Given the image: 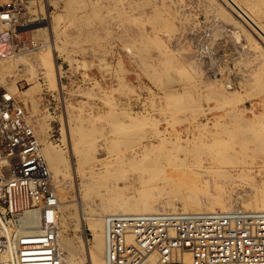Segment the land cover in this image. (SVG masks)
Here are the masks:
<instances>
[{
    "label": "rangeland",
    "instance_id": "374dc122",
    "mask_svg": "<svg viewBox=\"0 0 264 264\" xmlns=\"http://www.w3.org/2000/svg\"><path fill=\"white\" fill-rule=\"evenodd\" d=\"M20 1L26 23L22 27L23 39L38 41L41 47L30 53L21 52L0 58V64L3 63L1 69H4L0 70V84L14 89V94L25 104L42 149L51 144L71 158L66 134L77 126L89 131V136L80 144L81 148L89 151L85 158L89 159V163L84 166V175L77 177L76 182L72 174L60 178L53 176L57 190L64 193V207L59 217L61 230L64 236L77 243L82 242L81 236L89 242L94 241L95 236L88 227L85 226L83 232L79 227L75 228L80 213L75 192L76 183L98 177L95 174L97 165L106 163L108 159H141L145 155L143 146L152 143L159 146L157 151L169 154L168 159H216V156L221 159L214 147L215 137L200 135L199 129L195 128L196 122L191 123L194 114L169 106L168 89L178 92L187 89L197 95L207 92L206 85L219 91L224 90L221 89L223 84L230 86H227L228 90L235 91L237 102L225 104V110L212 112L208 118L200 115L201 122H209L211 132H222L220 127L214 126L217 115L224 116L222 122L227 123L231 118L226 112L239 109L251 117V110L258 114L264 111V38L251 24L253 20L264 26V0H234L250 14L249 19L240 15L226 0ZM70 3L74 7L68 12L65 8ZM158 7L163 11L161 17L164 21L159 28L155 18ZM96 9L100 18L93 16ZM224 15L231 17L228 19ZM58 17L60 21H57ZM42 23L46 25L40 27ZM139 33H143L149 41L146 63L142 62L138 52L141 44L138 47L128 46L132 44L131 40L139 39ZM50 38L64 51L53 49ZM156 39L159 40L158 45ZM167 58H171L177 68H184V74L195 75L196 78L188 81L181 80L179 76L180 81L164 86L153 77L152 71L167 67ZM108 99L113 100L115 115L121 119L127 120L123 110L156 118L169 139L180 146L161 145L151 122L142 127L141 135L144 137L138 143L129 144L110 132L108 121L99 118L100 114L110 111L105 102ZM202 103L205 106L208 104L206 101ZM209 104L214 106L216 102L211 100ZM185 115L190 123L181 122ZM230 124L231 128L235 125ZM94 126L96 129L92 132ZM110 138L118 143L117 149L107 147V139ZM234 150L239 151L240 146L235 145L231 153ZM255 164L251 163L252 166L247 168L250 176L240 175V164L234 165L235 169L231 168L234 177L224 180L229 186L227 196L230 204L234 205L232 207L256 209L246 207L242 201L252 196L263 177L257 173ZM205 166L208 167L209 162H205ZM107 168H103L104 173ZM193 175L182 173L180 177L191 185H203V179ZM204 180L208 181V177ZM117 182L122 186L125 179ZM127 195L131 196L133 192L128 191ZM92 201L93 205L100 202L98 197ZM64 217L67 225L61 222Z\"/></svg>",
    "mask_w": 264,
    "mask_h": 264
},
{
    "label": "bare ground",
    "instance_id": "6f19581e",
    "mask_svg": "<svg viewBox=\"0 0 264 264\" xmlns=\"http://www.w3.org/2000/svg\"><path fill=\"white\" fill-rule=\"evenodd\" d=\"M226 1L227 3L230 2L234 7L233 9L240 15L248 19L251 18L250 14L237 1ZM69 5L65 8L68 12L74 7L73 3ZM162 13V9L158 7L155 17L158 28L164 25L161 17ZM93 16L100 18L97 9L94 10ZM230 17L226 16L228 19ZM58 18L57 21H60V18ZM251 22L259 34H261L262 38H264V26L257 21L254 22L252 20ZM39 25L40 27H44L46 24L42 23ZM5 27L6 23L0 21V33L4 31ZM138 38V40H131L132 44L128 46L138 47L141 44L138 47V52L142 56V62L146 63L149 41L143 33H139ZM50 39L51 47L53 49H59L60 46L52 38ZM155 43L158 45L159 40L156 39ZM60 49L61 52L64 51L62 48ZM166 63L168 64L167 67H164L162 70L155 68L152 71L153 77L164 86H169L173 82L180 81L181 77V80L188 81L196 78L195 75L184 74V68H177L171 58H167ZM1 64L3 63L1 62ZM1 64L0 70L3 69V67L1 69ZM179 76L181 77L179 78ZM227 86H224V84L223 86L221 85V89L224 88V90L219 91L206 85L207 92L203 94L198 93L197 95H194V92L191 90L184 89L183 92H178V90L172 88L168 89L166 93L169 106L173 107V109H183L184 112L194 114V116H191V123L196 122V127H194L199 129L200 135H212L215 137L214 147L218 149L221 159H218L217 156L216 159H168L169 154L162 150L157 151V149H160L159 146L152 143L151 145L143 146L145 155L141 159H108L106 163L100 164V166L97 165L98 169L95 171V174L98 175L97 178L91 177V179L82 180L79 184L76 183L77 191L75 193L78 196V211L80 213L79 219H77V227L75 228L78 229L79 227L83 232L86 226L93 232L95 237L94 241L89 242L84 236H81L82 242L77 243L73 239L64 236L62 230H60L59 245L64 253L63 264H101L103 262L105 255L104 222L108 215L161 212L164 210L208 212L233 209L234 207L232 206L234 205L230 204V198L227 196L229 186L224 180L228 177H234V173H231V168L235 169L234 165L236 164H240L241 166L242 171L239 173L240 175L250 176L247 168L252 166L251 163H256L254 166L258 169L257 173L263 177L259 185L255 188V191L252 192V196L241 200L246 207H256L253 211H264V111L258 114L254 110H251V117H248L244 110L238 109L229 113L226 112V115L231 118L230 122L235 124L232 128L230 127V122H222L224 116H215L216 121L214 122V126L220 127L222 129L221 133L219 131L211 132L208 127L209 122L203 123L200 121V115L208 118V115L212 112L225 110V104L228 105L230 103L233 105L237 102L238 98L235 91L228 90L230 86ZM8 89L12 93L15 92L12 88ZM211 100L216 102L214 106L209 104ZM203 101L208 103L207 106L202 103ZM105 102L109 105L110 111L107 114H100L99 118L106 119L111 127L110 132L123 138L127 143L140 142L144 137L141 135L144 129L142 127L151 122L154 124L156 135L161 140V145L176 144L178 147L180 146L179 143L169 139L166 132L159 127L160 121L156 118L149 117L143 113L135 114L132 111L123 110L122 114L127 118V120H124L115 115L117 113L115 112V104L112 99H108ZM191 120L187 118V115L181 118L182 123H190ZM95 129V126L92 127V132ZM88 132L82 126H77L75 129H70L66 134V142L71 158L67 157L51 144H46L42 149L43 155L47 159L52 175L55 178L72 174L76 182L77 177L84 175V166L89 163V159L85 158L89 155V151L87 148H81L80 144L89 136ZM235 145H239L240 150H234V153H231ZM107 147L110 150H115L118 147V143L113 138L107 139ZM205 149L208 150L207 148ZM254 156L259 159H245ZM75 157L76 159H74ZM163 157L167 159H162ZM239 157L242 159H239ZM205 162H209L208 167L205 166ZM104 167H108L105 171L106 173L103 172ZM129 173L130 175L128 176ZM182 173L199 175L203 179V185H191L190 182L186 181L185 175L184 178L186 180L180 177ZM205 177H208V181L204 180ZM122 178L125 179V183L121 186L117 181ZM128 191H132L133 195H127ZM57 196L58 206L61 209L60 211H62L64 207L62 206L64 204V193H62V190H57ZM96 197L99 198L100 202L93 205L95 203L92 200ZM66 208H68L67 205ZM74 218L76 220V217ZM66 221L65 217L61 219L64 225H67L66 223L68 221ZM151 260V264H155L156 256L153 255ZM185 262L186 264H191L189 253L185 255Z\"/></svg>",
    "mask_w": 264,
    "mask_h": 264
},
{
    "label": "built area",
    "instance_id": "2783aa9c",
    "mask_svg": "<svg viewBox=\"0 0 264 264\" xmlns=\"http://www.w3.org/2000/svg\"><path fill=\"white\" fill-rule=\"evenodd\" d=\"M20 0H0V58L30 53ZM28 24V23H27ZM41 44V43H40ZM25 104L0 84V264H63L56 186ZM104 264H264V211L108 215Z\"/></svg>",
    "mask_w": 264,
    "mask_h": 264
}]
</instances>
